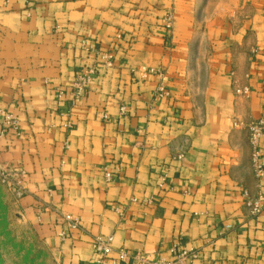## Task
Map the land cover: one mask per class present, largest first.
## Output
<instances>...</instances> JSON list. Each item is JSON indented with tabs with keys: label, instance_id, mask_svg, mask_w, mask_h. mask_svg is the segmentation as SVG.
<instances>
[{
	"label": "crops",
	"instance_id": "0c3cea01",
	"mask_svg": "<svg viewBox=\"0 0 264 264\" xmlns=\"http://www.w3.org/2000/svg\"><path fill=\"white\" fill-rule=\"evenodd\" d=\"M142 67L162 69L163 93ZM0 108L17 118L0 168L21 181V217L58 264H92L97 234L150 259L180 240L195 264H264V210L243 194H264L248 140L264 118V0H0ZM260 147L264 166V133Z\"/></svg>",
	"mask_w": 264,
	"mask_h": 264
},
{
	"label": "built area",
	"instance_id": "2783aa9c",
	"mask_svg": "<svg viewBox=\"0 0 264 264\" xmlns=\"http://www.w3.org/2000/svg\"><path fill=\"white\" fill-rule=\"evenodd\" d=\"M172 23V16L168 14L165 18V27L169 29ZM105 62L104 65L107 67L112 66L113 57L110 53L104 54ZM140 72L145 76L146 74H155L161 81L158 83L156 88V93H163L164 86L161 83L163 78V71L161 68H145L142 67ZM95 73V68L93 66L82 68L75 75L71 86V103L75 104L85 93L88 86L90 85L93 75ZM238 93H246L247 88L242 90H237ZM63 95V91L58 89L57 96ZM123 110V108H121ZM105 116V115H104ZM17 118L14 114L8 112L7 110L0 108V134L5 127L16 128ZM3 128V129H2ZM248 140L251 149L252 167L253 172L256 177H262L264 175V166L261 162V147L260 140L264 133V118H260L251 122L248 125ZM103 178L106 182H112L114 180L113 172L109 171L106 166H102ZM7 170V169H5ZM8 171V170H7ZM10 172V171H9ZM166 174H162L160 182L158 183L159 188L165 187L166 184ZM16 195L18 198L22 197L24 194V187L21 181L16 178ZM245 205L250 209L251 214H259L264 210V194H258L256 197L252 198L249 196L248 192L244 191ZM133 202L137 201V198H131ZM153 198L144 197L142 198L143 203H151ZM61 220L63 224L68 229H78L80 227V219L78 216L72 214H62ZM66 233L62 231L60 233L61 237H64ZM114 236L112 234L103 235L97 234L91 238V248L93 253L92 264H195L198 258V252L196 249L183 246L180 240H177L172 244L169 251L171 256H155L154 258H148L146 254L142 251H130L123 247L114 248L113 246Z\"/></svg>",
	"mask_w": 264,
	"mask_h": 264
},
{
	"label": "rangeland",
	"instance_id": "374dc122",
	"mask_svg": "<svg viewBox=\"0 0 264 264\" xmlns=\"http://www.w3.org/2000/svg\"><path fill=\"white\" fill-rule=\"evenodd\" d=\"M16 176L0 168V264H58L56 255L21 217Z\"/></svg>",
	"mask_w": 264,
	"mask_h": 264
}]
</instances>
